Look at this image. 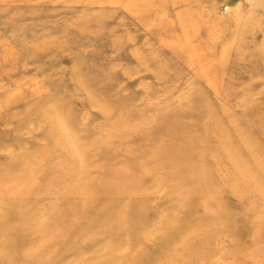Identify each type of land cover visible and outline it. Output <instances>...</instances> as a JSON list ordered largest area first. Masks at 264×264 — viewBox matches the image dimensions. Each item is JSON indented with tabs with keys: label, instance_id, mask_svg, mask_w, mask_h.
<instances>
[{
	"label": "rangeland",
	"instance_id": "obj_1",
	"mask_svg": "<svg viewBox=\"0 0 264 264\" xmlns=\"http://www.w3.org/2000/svg\"><path fill=\"white\" fill-rule=\"evenodd\" d=\"M148 212L198 226L193 264H264V0H0V233L39 250L86 213L60 264H163L154 224L112 232Z\"/></svg>",
	"mask_w": 264,
	"mask_h": 264
},
{
	"label": "bare ground",
	"instance_id": "obj_2",
	"mask_svg": "<svg viewBox=\"0 0 264 264\" xmlns=\"http://www.w3.org/2000/svg\"><path fill=\"white\" fill-rule=\"evenodd\" d=\"M181 155H184L182 153ZM185 156V155H184ZM160 157L163 160H168L172 162L173 164L178 162V157L177 153H172L171 149L165 148L162 151H160ZM186 158V157H185ZM126 179V176L124 174H118L117 176L114 177H104L101 181L104 184L103 189L100 187L99 193L101 196L103 195H115L116 193H119L120 191V183ZM101 186H103V184ZM194 186H201V182L193 184ZM132 190V187L130 188V191ZM137 203V202H136ZM135 204V203H132ZM104 209H109L107 206L103 207ZM129 212L130 214H134L132 211L128 210H119L117 212H111V215H118L120 218V215L123 213ZM63 213V214H67ZM80 212H77L75 216H78ZM61 214V215H63ZM149 214V215H148ZM148 214L143 213L142 216L137 214V218L134 220V222H127L126 219H121L119 222V226L114 228V231L112 232L116 233H122L124 232V227L129 224H135L139 227H141L145 222L151 223L152 225L154 224V228H158L162 230L165 234L163 238L159 237H153L151 238V234H146L143 235L144 240H148V238H151L150 241L153 242L151 247L149 248L150 251H154L156 255H161L164 259V263L167 260L172 259H181L183 255L184 256V262L188 261L190 264H193L195 261H197L202 255L197 254L198 251L197 245L199 244L198 241L195 240V232L198 230V226H194L191 224H186L183 220L176 219V215H173L172 217H168L165 215L161 216H152L153 219L151 218L150 213ZM99 212H96L94 217L98 216ZM74 216V217H75ZM204 215H201L203 217ZM223 216V213H217L215 214V217H211L209 222H206V227L209 229H213L216 224L220 225L219 227H215L217 230L218 228L222 227L225 228L227 225L232 226L230 223V220H221L220 217ZM93 218L91 216H88L86 213H81L79 216V219L76 221L75 220V226L68 225L62 232H59V234L55 237H53L50 242H47L41 249L39 250H33V248L28 249L26 251H20L21 244L18 242V239L13 236L11 233H0V264H19L21 263L20 261H23L24 264H43V261L47 262V264H60L62 263L61 256L67 255L70 256L71 261L78 260V256H82L85 252L86 249H84L81 246H85L82 241L80 240V236L78 233V230L76 229V226L79 224L84 223L87 219ZM110 217H107V219ZM62 219V218H60ZM60 219L56 218L57 223H64L60 221ZM175 219V220H174ZM220 219V220H219ZM4 222V218L0 216V224ZM117 223V222H116ZM113 226H115V224ZM207 229L208 231H210ZM214 229V231H215ZM174 230L175 233H171ZM128 231V230H125ZM140 230L136 231L135 229L133 231H129V235L131 238H136L139 236ZM150 232V231H148ZM28 232L26 230H23L22 234V239L26 236ZM185 234L184 237L187 236L185 245L183 248H181L180 252H176L175 254H171L166 256L165 254L163 255L161 248L164 244L169 243L170 241H174L176 238V235L180 234ZM123 236V234H122ZM75 237L77 238L78 245H72L75 243ZM183 238V237H182ZM43 237H41V240ZM61 241L64 245L62 246H57L53 243ZM202 241V239H201ZM127 245V244H126ZM51 246H57L58 250L61 251V255H57L56 258H48L45 257V255L51 251H55L56 249L52 250L50 249ZM144 257H150V252L147 253H142L139 254L137 258L132 257L133 260H135L137 263L141 262L142 260H148L149 258H144ZM130 256H121L122 261H128ZM69 259V260H70ZM92 259L103 264L105 261L107 264H114L116 262V258L113 256V258L108 255H105V260L104 257L97 252H94L92 254ZM166 259V260H165ZM105 263V264H106ZM136 263V264H137ZM163 263V264H164ZM172 263V262H170ZM169 263V264H170ZM67 264V263H65ZM69 264H72L70 262ZM77 264V263H76ZM118 264V263H117Z\"/></svg>",
	"mask_w": 264,
	"mask_h": 264
}]
</instances>
